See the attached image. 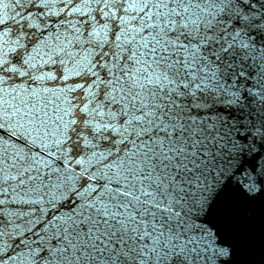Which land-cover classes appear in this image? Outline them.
I'll list each match as a JSON object with an SVG mask.
<instances>
[{
    "label": "snow or ice",
    "instance_id": "obj_1",
    "mask_svg": "<svg viewBox=\"0 0 264 264\" xmlns=\"http://www.w3.org/2000/svg\"><path fill=\"white\" fill-rule=\"evenodd\" d=\"M0 264H264V0H0Z\"/></svg>",
    "mask_w": 264,
    "mask_h": 264
}]
</instances>
